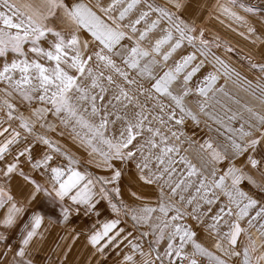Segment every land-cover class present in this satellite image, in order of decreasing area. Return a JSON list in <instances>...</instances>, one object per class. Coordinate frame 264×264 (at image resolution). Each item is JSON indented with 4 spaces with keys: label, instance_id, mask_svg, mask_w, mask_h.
<instances>
[{
    "label": "snow or ice",
    "instance_id": "obj_1",
    "mask_svg": "<svg viewBox=\"0 0 264 264\" xmlns=\"http://www.w3.org/2000/svg\"><path fill=\"white\" fill-rule=\"evenodd\" d=\"M205 7L200 0H0V264H51L50 230L74 217L91 224L70 230L59 264L81 236L92 249L85 264H264L251 235L255 229L264 249V113L245 107L255 124L237 129L236 113L215 110L217 95H227L226 84L217 87L221 77L243 80L264 105V63L237 68L215 55L219 38L197 26ZM211 7L218 19L245 26L247 35L239 34L255 36L253 44L264 36V0ZM250 18L260 22L259 35ZM206 63L214 71L193 87ZM241 72L260 74L258 97ZM201 116L226 145L186 134V122L199 126ZM49 133L67 135L97 171L82 168ZM193 148L199 167L182 154Z\"/></svg>",
    "mask_w": 264,
    "mask_h": 264
},
{
    "label": "rangeland",
    "instance_id": "obj_2",
    "mask_svg": "<svg viewBox=\"0 0 264 264\" xmlns=\"http://www.w3.org/2000/svg\"><path fill=\"white\" fill-rule=\"evenodd\" d=\"M16 3H20L21 0H14ZM24 2L27 3H33L36 5H40L42 3V0H24ZM69 3L72 2V0H68ZM85 3L96 5H107L110 0H84ZM160 2H163V0H160ZM200 2L204 3L206 7L200 12L199 19L197 20V26L198 30L200 26H203L205 29L206 37L209 40H213L214 38H219L218 42L220 43L221 47L215 48L213 47L212 51L215 55L220 56L222 59H225L226 62H229L232 66L239 68L241 64L247 65L249 60H251L252 63L260 64L264 63V36L261 37L260 40H257L255 44H253L251 41L256 39L255 36L250 37L249 39H245L243 36H241L239 33L244 32L246 35V27L236 25L229 20H227L224 17L217 18V12L211 7L212 5L218 3V2H224V0H200ZM246 3H252V4H260L262 0H244ZM223 20L224 22L221 23L220 21ZM250 23H252L257 28V35L261 33L260 29V22L256 19L250 18ZM235 28L236 31H233L232 29ZM83 38H87L86 34L82 36ZM230 46L234 49L232 53H226L224 50V46ZM44 47H47V44L45 43L43 45ZM146 46H150L149 42H146ZM186 54L184 52L178 53L176 56L173 57V60L179 59L180 55ZM31 56V54H30ZM11 59V56L9 57ZM202 59V57L197 58L196 63H199V60ZM169 66H171V62H169ZM157 73L159 74L161 70L159 68L156 69ZM214 71L211 63H206L205 67L201 70V72L193 79L192 86L195 87V85L203 78V76L208 73ZM241 76L244 77V79L251 81L253 85V89L256 93V96L258 97L260 95L259 90L255 88V85L259 81L260 74L258 72H241ZM261 83H264V81H260ZM226 84V92L227 95L218 94L217 98L219 100V104L215 105V110L222 116L225 115V109L230 110L232 113H236L238 115V118L235 122H233L232 126L234 128H239L242 123H245V121L251 122L255 124V121L250 120L249 113L245 111V107H251L256 112H262L264 113V105L260 104V101L256 99L253 95L250 94L249 91H245L246 85H244L243 80L239 82V84L233 83L232 81H226L223 77H221L217 87L223 86ZM191 99H199V97L193 96ZM16 103H20L19 99H16ZM190 107L195 108L193 104L190 103ZM21 110L25 109V105H20ZM0 119L6 120V115L3 110H0ZM226 119V116H225ZM201 123L199 126L191 124V122H186L184 131L186 134L192 138L194 141H202L203 139L211 137L213 140H215L217 143L221 145H226L227 141L224 140L222 136L219 135V133L216 131L218 126L216 124H213L211 121H209L206 117L201 116L200 117ZM15 124V122H14ZM14 126V125H13ZM245 127H247V124H245ZM209 128L212 129V131H209ZM58 131H66L63 129H58ZM220 131H223L222 129ZM51 138L53 140H57L60 142L61 145L65 146L67 149H69L73 154L76 155V157L80 160L82 168H89L91 171H97L95 168H92L87 163V154L80 148H78L76 145H74L70 139L67 138V135L64 137H61L57 135L56 133H49ZM31 139V138H30ZM183 139V138H182ZM184 149H188V144L184 143L182 145ZM37 148H42V145H37ZM35 151V149H34ZM182 154H186L189 156L190 159H192V162L197 165V167L200 166V159L198 158L195 149L189 150L187 152H182ZM239 163V161H237ZM177 176L180 175L181 172H183L182 166L179 164L176 166ZM219 167L223 168L224 165L221 164ZM211 171V168H209V172ZM208 173H206L207 175ZM38 179H41L40 177H37ZM244 187H247L246 185ZM165 192H168V189L165 188ZM191 193H185L186 196L190 195ZM174 202L179 201V197H173L172 198ZM223 199V197H221ZM215 210V209H213ZM204 211H207V207L204 208ZM186 223L193 224L195 226L194 222L191 219H188L185 221ZM226 229H222V231H225ZM198 231V237L197 239L200 241H203V243L208 246L212 242V237H208L206 233L201 230L197 229ZM57 233H59V238H57ZM251 235L253 239L256 240L258 252L256 255H260L264 253V249H260V240L258 239V234L256 233L255 229L251 230ZM70 238V233L65 232H59L57 231L55 234V243L50 242V245L52 246L53 250L48 253V258L51 261V264H59L63 250H64V242L66 239ZM49 246L48 240L45 242V251H47ZM38 259H43V254L37 257ZM45 264H48L47 261H45ZM64 264H70L69 262L64 261ZM75 264V263H74Z\"/></svg>",
    "mask_w": 264,
    "mask_h": 264
},
{
    "label": "crops",
    "instance_id": "obj_3",
    "mask_svg": "<svg viewBox=\"0 0 264 264\" xmlns=\"http://www.w3.org/2000/svg\"><path fill=\"white\" fill-rule=\"evenodd\" d=\"M93 219H96V218L93 217ZM101 219H103V217H101ZM86 224H91V221L83 219L82 217H74L71 224H69L67 228L52 227L50 230L48 239H47L49 242V245L51 241L55 243V234L57 231L65 232L67 234L70 233V238L66 239V241L64 242V248H66L71 243V231L70 230L73 227H75L77 232H79L80 229L83 228ZM121 226L123 227L125 225L122 223ZM128 229L130 231L132 230L130 223L128 224ZM141 230L143 231L146 229H141ZM134 235H138V233L134 232ZM150 239L151 237H148L146 238V240L142 241V243L145 246V250H147V240H150ZM163 247L164 245L162 244L161 249H163ZM91 251H92L91 248L84 247V237L81 236L80 240H78L76 244L72 246V251L71 253H69L68 259L66 260V262H69L70 264H74V263L75 264H85V262L89 258V254L91 253ZM113 257H115V253H113ZM110 259H112V257H110ZM93 264H95V260H93Z\"/></svg>",
    "mask_w": 264,
    "mask_h": 264
},
{
    "label": "built area",
    "instance_id": "obj_4",
    "mask_svg": "<svg viewBox=\"0 0 264 264\" xmlns=\"http://www.w3.org/2000/svg\"><path fill=\"white\" fill-rule=\"evenodd\" d=\"M198 259H200V258L198 257ZM202 264H205V262H202Z\"/></svg>",
    "mask_w": 264,
    "mask_h": 264
}]
</instances>
